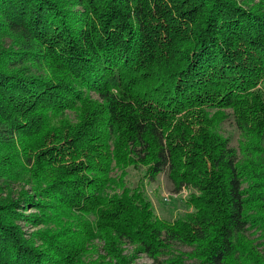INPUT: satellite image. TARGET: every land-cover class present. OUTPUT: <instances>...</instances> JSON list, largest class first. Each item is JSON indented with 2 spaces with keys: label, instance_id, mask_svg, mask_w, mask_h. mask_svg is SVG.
<instances>
[{
  "label": "trees",
  "instance_id": "16d2710c",
  "mask_svg": "<svg viewBox=\"0 0 264 264\" xmlns=\"http://www.w3.org/2000/svg\"><path fill=\"white\" fill-rule=\"evenodd\" d=\"M142 257L264 264V0H0V264Z\"/></svg>",
  "mask_w": 264,
  "mask_h": 264
},
{
  "label": "rangeland",
  "instance_id": "374dc122",
  "mask_svg": "<svg viewBox=\"0 0 264 264\" xmlns=\"http://www.w3.org/2000/svg\"><path fill=\"white\" fill-rule=\"evenodd\" d=\"M224 132L231 138L232 144L238 146L240 134L231 121L225 124ZM146 187L148 196L161 218L174 220L187 213L186 201L191 192L186 190L181 193H175L173 184L168 179L167 174L161 175L157 183ZM147 261L144 257L140 258V264H148Z\"/></svg>",
  "mask_w": 264,
  "mask_h": 264
}]
</instances>
